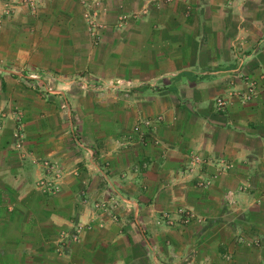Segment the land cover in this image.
Segmentation results:
<instances>
[{"label": "crops", "instance_id": "crops-1", "mask_svg": "<svg viewBox=\"0 0 264 264\" xmlns=\"http://www.w3.org/2000/svg\"><path fill=\"white\" fill-rule=\"evenodd\" d=\"M83 2L10 0L0 16V264H264V0ZM85 9L95 24L126 19L95 41ZM32 70L111 83L69 93L85 148L58 97L27 85ZM242 74L261 84L242 91ZM154 118L147 139L134 133ZM44 159L66 169L54 195L38 185ZM111 187L130 201L115 221L94 208Z\"/></svg>", "mask_w": 264, "mask_h": 264}, {"label": "built area", "instance_id": "built-area-1", "mask_svg": "<svg viewBox=\"0 0 264 264\" xmlns=\"http://www.w3.org/2000/svg\"><path fill=\"white\" fill-rule=\"evenodd\" d=\"M11 9L12 8L10 7V0H0V16H3V14L11 13ZM91 17L94 21L93 16ZM125 19L126 18L121 17V25ZM21 76L25 78V81L29 87L34 88L40 91L41 93H43L45 98L48 99L52 96L58 97L59 105L61 109L64 112H66L68 116H70L69 118L73 121L72 132L74 133L76 144H78L80 148H85L86 144L81 139L82 136L79 128V117L77 116V114L73 113L74 111L71 103L72 96L69 94V92H66L63 88H61L60 86L61 81L59 80V76L56 74H52L45 71H39V70H32L26 74L23 73ZM73 81L74 83L78 82L77 79ZM82 81L85 80L83 79ZM49 82L51 84H49ZM103 84L105 86L111 85V83L106 84V82ZM122 84L123 83L120 80L114 83L112 82V85H114L113 88H117ZM254 85L255 84L253 83V86ZM82 86L85 85L82 84ZM144 121L138 123L134 128V133L140 134L142 139H145L148 133L144 130V128H146L144 127L145 126ZM24 143H25V132L23 128V123L22 121H20L19 126H17V129L15 130L14 133L13 146L16 150L21 151L22 148L24 147ZM43 163L46 169V173L38 180V185L44 193H48L51 195L57 194L61 190V179L65 175V170L63 166H61L59 163L53 160L44 159ZM209 183H210L209 181H206V184ZM129 202H130L129 199L126 198V196H124L121 192L111 187L108 189L105 197L94 202V208L95 210L98 211V213L101 214L105 213L108 214L111 218L116 219L118 212L121 210V208L123 206H127ZM192 218H193V214H191L188 211L185 212V214L181 215V221H183L184 224L191 221ZM165 220H167L169 224L172 223V219H170L168 215H165ZM85 227H87V225L77 224L73 232H68L66 230L61 231L60 234L61 243L68 244L71 241H76V242L79 241L81 239V234L83 230H85Z\"/></svg>", "mask_w": 264, "mask_h": 264}, {"label": "rangeland", "instance_id": "rangeland-1", "mask_svg": "<svg viewBox=\"0 0 264 264\" xmlns=\"http://www.w3.org/2000/svg\"><path fill=\"white\" fill-rule=\"evenodd\" d=\"M26 1L27 3L31 4V2L35 1V0H24ZM88 0H85V2L83 3H86ZM84 15L86 17V21H85V24H86V28L89 32V34L92 36V37H97L95 38V41H99L101 39V33L97 32L96 30V27H98V29H102V32L104 29H107V27H114L117 28V29H120L121 28V16L119 15V17L117 19H115L112 23L110 22H99L97 24L94 23L92 17L90 16V12L89 10H86L85 9V12H84ZM134 16V15H133ZM81 74H84L81 72ZM86 74V72H85ZM83 76L85 75H80L78 76L76 79L78 80V78H80L79 80H83ZM262 78H264V72L261 74ZM241 78L243 79L244 81V87L242 88V91L244 92H251L252 91V88H253V83L256 85V82L261 84L260 81H257V79L254 80V78H252V81L250 82V77L249 75L247 74H242L241 75ZM74 78L73 79H65V82L63 81L61 84V88H63L66 92H69L71 94H73V91L76 90V94H89L90 92H95V93H100V94H105L106 92L108 93L109 91H107L108 89H110L109 87L105 86L103 83H105V80H102V79H96V81H91L90 78H86L85 81H84V84L85 86H82V84L80 83H77L75 82L74 83ZM80 82V81H79ZM264 84V82H262ZM93 85H95V87H93ZM65 86V87H64ZM117 89V88H116ZM111 91V90H110ZM244 95V93H243ZM216 106H217V110L218 111H224L227 107V103L223 100V99H216ZM75 109H73L74 111ZM159 120H161V118H154V119H146L144 121V124H145V127L149 130H151L150 128L153 127V123L155 122H158ZM79 122H80V118H79ZM149 132V131H148ZM152 133L150 132L149 134L147 133L145 139H147ZM189 157L192 158V159H195L196 161H198V163H202V160L204 159H207L205 156H202L201 153H197V152H191L189 154ZM54 161V160H53ZM57 162V161H55ZM58 163V162H57ZM62 166V165H61ZM64 168V167H63ZM65 170V173H66V169L64 168ZM206 181L207 179L205 180L204 182V185H207L206 184ZM202 184H199V186H201ZM242 191H246L248 188H246V186L243 184L242 185ZM100 200V199H98ZM98 200H95V201H98ZM190 212L191 214H193V210L189 209V208H181L179 209V213L181 215L185 214V212ZM194 215V214H193ZM105 217V216H104ZM164 218H165V215H164ZM115 221V219H114ZM168 223V222H167ZM86 225L89 227L90 225L86 223ZM86 229V228H85ZM236 242L239 243V244H244L246 247H253V244L255 242V236H252L250 234H248L247 232L245 231H239L237 232L236 234ZM224 257L227 259V260H232L233 259V253L230 252V251H227L225 254H224Z\"/></svg>", "mask_w": 264, "mask_h": 264}]
</instances>
